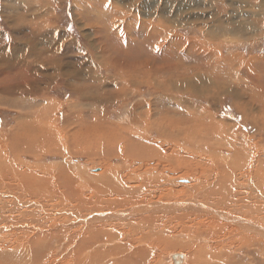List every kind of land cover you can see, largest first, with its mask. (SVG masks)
<instances>
[{
  "label": "rangeland",
  "instance_id": "1",
  "mask_svg": "<svg viewBox=\"0 0 264 264\" xmlns=\"http://www.w3.org/2000/svg\"><path fill=\"white\" fill-rule=\"evenodd\" d=\"M98 1L0 0L1 39L15 40L19 54H23L24 50L28 54L44 55L46 61L58 57L55 58L58 63L72 64L70 69L62 71L57 68V62L52 61L51 72L38 69L35 73H29L32 78L35 74L39 76L46 75L48 78L45 86L42 87L44 91H47L50 87V100L44 99L46 102L42 103L43 106L48 105L47 101L50 105L52 99L58 98L59 100H55L59 106L54 104V107L60 112H55L54 116H47V123L52 122L57 131L60 132V138L65 139L62 147L61 145L54 146L56 142L53 140H44L41 136L40 126L35 124L33 119L24 120L26 123L23 122L20 115L26 114L17 111L20 114L17 113L15 117V113L13 115L14 120H12L8 112H2L5 111L6 102H0V115H4L3 117L0 116V258L2 257L0 264H7L8 262L9 264H77L80 261H85L84 257L97 249H100V252L104 249L106 252L102 251L101 253L104 256L107 255V259L103 262L100 261V264H171L169 258L175 253L184 254L187 259L186 264H209L208 250H211L212 245L221 244L222 242L228 243L230 247L228 244V246H225L227 252L223 256L219 250H216L215 253H217L213 256H216V259L212 264H220V261L225 264H264V236L261 237L258 232L252 230H246L249 231L247 233L243 228L244 225H238V221H244L264 229V169H262V166L264 168V5L259 7V4L264 0H192L191 3L186 0H146L147 2L145 0H118L123 2L120 7L121 10L119 9L123 13L114 16L119 18L124 14L126 19L128 17L132 19L138 17L139 19L140 17L135 26L138 34H140L138 30L143 31L144 27L150 23L158 27V24L163 21L166 22L163 26H172L171 28L174 29L172 31L178 32L180 33L179 36L182 35L186 40L188 39L187 41L193 47L189 53L184 55L178 53L173 58L168 55L170 59H173V63L175 62L172 64L176 66L173 70L174 77L167 71H163L160 73L158 80L155 78L146 79L148 82L152 80L154 90L136 87L135 90L138 92L136 99L133 98L134 94L125 103L120 98L122 100H118L117 106H104L106 111L102 109L103 105L98 103L97 97L95 98L100 90L92 89L91 83L95 77L99 76L101 80L110 79V85L114 84L112 81L116 79L114 78L116 74L112 73L111 70L105 72L103 69V65H106L108 59H110L109 54L105 56L102 54V51L108 49L109 46L107 43L108 33L107 30L101 28H95L93 33L92 28L90 29L91 25L87 26L86 20L87 17L97 19L99 16L102 17V13L106 14L105 12H108L106 11L108 10L106 5L109 1ZM110 2H113V0H110ZM178 2L182 3L183 7L173 10ZM184 4L189 6L185 7ZM229 4H233L232 6L236 10L230 8ZM103 6V9L106 8L105 10L101 8ZM30 9L37 11L31 14ZM101 9L102 11L99 12ZM34 17L40 19L41 23L39 22L36 25H40L43 30H39V32L48 33L53 40L55 38L56 45H49L45 43L46 41L37 43L26 41L29 40L27 36L32 33L27 26L29 23L32 24ZM232 20L235 22L232 23ZM44 22H52V24L42 28ZM249 23L252 30L247 35L250 37L246 36L247 39L243 43L239 40H237L239 43L234 41L244 38L242 34L246 29L244 25H250ZM99 24L100 22L98 26ZM38 26L35 27V31L40 29ZM198 28H200V31ZM20 30L22 33L18 35L17 32L19 33ZM185 32L186 34H184ZM172 33L175 34L168 30L163 35H165L164 37L175 36ZM16 37L17 39H15ZM66 38L68 39L66 40ZM142 42L143 47L150 54H156L155 47L145 43L143 35ZM203 45H206V47ZM14 47H16L15 44ZM216 58L222 60L221 67L218 69L219 72L210 69L211 66H214L213 60ZM229 61H232L230 65ZM37 63V61L30 62V64ZM41 65H43V62H41ZM76 65L82 67L83 70H79ZM155 65L159 69H164L166 60L157 57ZM216 74L222 76L218 81L223 84L225 89L223 93L217 92L220 94L216 95L208 93L190 94V88L195 89L197 92L206 91L204 85L196 84L198 77L204 80H214ZM49 79H51V85L48 83ZM58 79L60 80L58 81ZM75 79L76 83H83L81 84L86 89L83 92L86 96L87 91L89 100L76 98L77 105L72 106L73 97L71 98L72 95L69 93L72 90L66 89V86L75 84L73 81ZM81 80H84V82ZM119 80L115 81L120 83L122 80ZM169 80L173 84L168 86L165 83ZM68 82L70 83L68 84ZM84 84H88V86ZM186 84H188V87ZM176 85H183V87L178 89ZM117 86L120 87L118 84ZM156 86H161L162 90H156L159 88ZM167 88H171V91L165 90ZM112 89V87H108L106 90L115 92ZM73 90H75V87ZM153 92L157 94H153ZM114 98H117V96H114ZM60 102L65 104L64 107L60 106ZM92 102H94V106L96 104L94 110L97 108V113L106 118L103 122L114 127V130L109 131V134L108 131L106 134L102 132L99 134L92 133L93 129L90 125L85 129L82 125H79L81 120L73 116L72 112L74 110L80 108L90 109L93 105ZM142 103L144 105L141 107ZM99 105L101 107L98 108ZM131 105H137L134 113L132 109L129 113L123 114L127 106ZM35 111L34 107L24 110L27 114H34ZM37 112L40 114L42 110ZM97 113H94V115ZM36 120L40 123L38 117H36ZM24 123L27 128L22 129ZM192 124H198L197 129H195L197 137L194 136V139L189 138V135L186 136L187 132H193ZM129 127L131 129H128ZM65 128L68 131L66 133ZM224 128L226 132L221 131L220 133V130ZM79 132H81V135ZM174 132L178 133V137L173 134ZM235 135L238 138L237 141ZM98 136H101V140L104 139L100 143L95 139ZM88 138L91 140L89 141ZM3 141L7 142H4V144ZM189 144L198 149L199 152L193 153V149L187 152L186 150L190 147ZM247 144L248 146L245 148ZM7 146L9 152L6 151ZM90 147L94 152L90 150ZM65 148L70 154L62 152ZM146 149L154 151V153H149ZM235 149L236 151L229 161L234 159V155L240 156L249 162V165L251 164L252 169H248V164L245 169L235 167V169H232L234 183L219 185V181L221 183L222 179L221 171L223 170L220 169L219 164L227 160L232 155V150ZM243 149H245V153L241 152ZM203 150H209V154H205ZM63 155L66 156L63 158ZM193 160L196 163L198 162L200 167L191 169L189 164ZM67 161L69 162L67 163ZM203 165L207 167L205 168ZM247 171L250 173L247 174ZM61 174L64 177L63 179ZM78 175L80 176L78 177ZM102 176L105 178L103 179ZM102 180H104V184H102ZM65 182L68 185L63 184ZM23 183H26L31 191H27ZM34 183L36 185H33ZM32 187H36L39 190L38 192L43 193L44 196L42 194L38 198L34 195L36 199L34 201ZM121 190L122 192H119ZM111 192L114 193L110 194ZM52 193L55 195L53 198L50 197ZM45 197H48L49 200ZM125 197H128V199ZM43 198L46 200V204ZM168 199L170 200L168 201ZM81 202H85L86 206L83 207ZM157 202L159 203L157 204ZM177 203H181L184 209H166L154 213L156 208L150 210L147 207L154 204L175 207ZM49 206L51 210H49ZM200 206L203 208L200 209ZM140 207L148 210H141ZM34 208L36 211H34ZM131 209L136 210L132 212ZM23 210H31L26 219L33 220L34 225H36V222H42L38 223L37 227L7 223L13 216L20 218L19 216H21ZM14 211L16 213H13ZM150 211L151 214H149ZM32 212L34 213L32 214ZM102 216L103 218H101ZM226 216L227 218H223ZM214 217L215 220L211 221L216 225L211 224L209 221ZM51 219H55V222ZM211 229H222L223 232L221 230L220 238L214 239L208 236V232L205 236L204 231ZM30 232L32 234H29ZM103 233H107V236ZM80 234L83 235L84 241H87L83 242L84 249L83 247L79 249V240H83ZM23 236L26 239L29 237L32 238L31 240L36 239L34 241L36 244H34L31 251H26L25 244H22ZM105 236L106 238H112L114 241L112 239L106 240ZM237 239L242 244L243 242L248 244L244 247H238ZM93 241L95 243L92 245ZM16 242L18 245H16ZM131 246L135 250L146 252L145 260L134 253H130L134 251L130 248ZM115 247H119L121 251L115 249ZM126 250L127 253H124ZM118 251L121 253H118ZM5 254L10 255L8 257ZM36 254H39L37 260H35ZM23 259H25L24 262Z\"/></svg>",
  "mask_w": 264,
  "mask_h": 264
},
{
  "label": "bare ground",
  "instance_id": "2",
  "mask_svg": "<svg viewBox=\"0 0 264 264\" xmlns=\"http://www.w3.org/2000/svg\"><path fill=\"white\" fill-rule=\"evenodd\" d=\"M87 1H89V0H87ZM91 1V0H90ZM94 2H95V0H93ZM98 1V0H97ZM109 2H107L108 4L106 5V7H107V9L108 10H106V11H108V12H105L106 14H104V13H102V14H100V15H102V17H98L97 19L95 18H89V17H87L86 18V20H87V26H90V29L92 28V30H93V33L95 32V28H101V29H105V30H107V33H108V35H107V43H108V49H104L103 51H102V54L105 56V55H110V59H108L109 61H108V63L104 66L103 65V69H104V71L105 72H109L110 70H111V72L112 73H114V74H116L115 75V77L114 78H116L115 80H122V81H120V83L119 82H117V81H112L114 84H111L110 85V83H111V81H109V80H107V79H104V80H101V79H99V77H95L94 78V81H92V83H91V87H92V89L93 88H96L97 90H100L99 91V93L95 96V98L97 97V101L99 100V102L98 103H100L101 105H103L102 107V109H104V106H108L109 105V107H111V106H113V107H115V106H117V104H118V100H122L123 101V103H125L126 101H127V99L129 98L130 99V96L132 97V94H134V97L133 98H137L136 97V94L138 93L136 90H135V88L136 87H144V88H149V89H153V84L151 83L152 82V80H151V82H148L146 79H151V78H155L156 80H158V78H159V76H160V73L161 72H163V71H167L169 74H172V77H174V74H173V70L176 68V66L174 65H172V64H174L173 63V59H170V56H171V58H173L174 56H177L178 55V53L179 54H181V55H184V54H186V53H189L190 51H191V49H192V47H193V45L191 44V43H189V41H187L182 35L181 36H179L178 34H180V33H178V32H175V31H172V30H174V29H172L171 27L172 26H169V25H166V26H163L165 23L162 21V22H160L159 23V21H158V23L160 24V26H159V24H158V27H156L157 25H153V24H149V25H147V26H145L144 27V30L143 31H141V30H138L139 31V33L140 34H138L137 32H136V30H135V26H136V22H137V20H139L140 19V17H139V19H138V17H136V18H127L126 19V17H125V15L124 14H122V17H119V18H116L114 15L115 14H119L120 15V13H123L122 11H119V9L121 10V6L123 5V2L122 1H118V0H113V2H110V0H108ZM117 1V2H116ZM133 1V0H132ZM141 1V0H140ZM146 1V0H145ZM85 2V1H84ZM99 2V1H98ZM126 2V1H125ZM124 2V3H125ZM144 2V1H143ZM147 2V1H146ZM78 3V2H77ZM76 3V4H77ZM85 3H89V2H85ZM105 3V2H104ZM130 3V2H129ZM140 3V2H139ZM82 4V3H81ZM92 4V3H91ZM101 4H102V2H101ZM151 4V3H150ZM149 4V5H150ZM83 5V4H82ZM81 5V6H82ZM103 5V4H102ZM138 5V4H137ZM154 5V4H153ZM152 5V6H153ZM74 6V5H73ZM86 6H88L87 4H86ZM85 6V7H86ZM134 6V5H133ZM145 6H148V5H145ZM84 7V8H85ZM141 7V6H140ZM142 7H143V5H142ZM141 7V8H142ZM149 7V6H148ZM248 7V6H247ZM246 7V8H247ZM257 7V6H256ZM79 8V7H78ZM89 8V7H88ZM102 9L104 8V6L103 7H101ZM133 8H135V7H133ZM140 8V9H141ZM153 8H155V7H153ZM248 8H250V7H248ZM247 8V9H248ZM80 9V8H79ZM82 9V8H81ZM98 9H100V8H98ZM102 9L101 10H99V12L100 11H102ZM106 9V8H105ZM105 9H103V10H105ZM256 9V8H255ZM60 10V9H59ZM131 10V9H130ZM36 11L37 10H35V9H30V13L31 14H34V13H36ZM76 11H78L77 9H76ZM81 11V10H80ZM87 11V10H86ZM88 11H90V10H88ZM92 11H93V9H92ZM63 12V11H62ZM83 12H85L84 10H83ZM131 12H132V10H131ZM130 12V13H131ZM143 12V11H142ZM145 12H146V10H145ZM79 13V12H78ZM82 13V12H81ZM254 13V12H253ZM252 13V14H253ZM257 13H258V11H257ZM30 14V15H31ZM52 14V13H51ZM89 14V13H88ZM140 15L142 14V13H139ZM138 14V15H139ZM97 15H98V13H97ZM137 15V14H136ZM143 15V14H142ZM109 16V17H108ZM129 16H131V15H129ZM170 16V15H169ZM23 19H24V16L22 17ZM50 18V17H49ZM142 18V17H141ZM169 18V17H168ZM167 18V19H168ZM193 18V17H192ZM105 19V20H104ZM147 19V18H146ZM8 20V19H7ZM40 19H38V17H34L33 19H32V24L31 23H29V25L27 26L31 31H32V33H30V36L28 35L27 36V38L29 39V40H26V41H31L32 43H37V42H40V41H43V42H45V43H48L49 45H56V42L54 41L55 40V38H54V40H53V38H52V36L51 35H49L48 33L46 34V33H43V32H39V30H43V29H41V27H40V25L38 26V25H36L37 23H39L40 21H39ZM170 20V19H169ZM176 20H178V19H176ZM175 20V21H176ZM11 21V20H10ZM38 21V22H37ZM165 21V20H164ZM190 21H191V17H190ZM257 21H258V19H257ZM100 22V24H99V26H98V23ZM170 22V21H169ZM41 23V22H40ZM174 23V22H173ZM182 23V22H181ZM48 24H52V22H44V27H42V28H46L47 26H48ZM175 24V23H174ZM178 24V23H177ZM191 24V23H190ZM195 24V23H194ZM248 24V23H247ZM247 24H245L244 26L246 27V29H245V31L244 32H242V30H241V32H242V34H243V39H236V40H234V41H236L237 42V40H239V41H242V43H243V41H245V39H247L246 38V36L249 38L250 36H248L247 34H248V32L249 31H251L252 30V26H251V24L250 25H247ZM36 26H38L40 29H37L38 31H35V27ZM50 26V25H49ZM72 26H73V24H72ZM180 26V25H179ZM188 26H189V24H188ZM196 26V25H195ZM255 26V25H254ZM74 27V26H73ZM93 27H94V29H93ZM199 27V26H198ZM170 28V29H169ZM192 28V27H191ZM194 28V27H193ZM196 28V27H195ZM61 29V28H60ZM59 29V30H60ZM199 29V31H200V28H198ZM13 30V29H12ZM168 30L169 31H171V32H174L175 34H173L172 33V35H175V36H167V37H164L165 35H163V33H167L168 32ZM176 30H178V29H176ZM188 30V29H187ZM51 31V30H50ZM56 31V30H55ZM61 31V30H60ZM65 31V30H64ZM163 31V32H162ZM193 31V30H192ZM198 31V32H199ZM204 31V30H203ZM16 32V31H15ZM182 32V31H181ZM188 32V31H187ZM194 32V31H193ZM20 33H22L21 32V30L19 31V33L17 32V34L18 35H20ZM66 33V32H65ZM183 33V32H182ZM200 33V32H199ZM203 33V32H202ZM256 33V32H255ZM184 34H186V32L184 33ZM68 35V34H67ZM142 35H143V39H144V41H145V43H147L149 46H154L155 47V49H156V54L155 55H152V54H150L144 47H143V42H142ZM12 37V36H11ZM66 37V36H65ZM1 38V37H0ZM13 38V37H12ZM76 38V37H75ZM7 39V38H6ZM15 39H17V37L15 38ZM68 38H66V40H67ZM65 40V41H66ZM99 40H100V38H99ZM190 40V39H189ZM69 41V40H68ZM11 42H13V40L11 41ZM19 42H21V41H19ZM24 42V41H23ZM71 42H73V41H71ZM100 42H101V40H100ZM192 42V41H191ZM246 42H251V41H246ZM193 43V42H192ZM229 43V42H228ZM237 43H239V42H237ZM252 43V42H251ZM67 44H69L68 42H67ZM200 44V43H199ZM12 45H14L13 43H12ZM62 45H64V44H62ZM200 45H202V44H200ZM4 46H6V45H4ZM204 47H206V45H203ZM65 47V46H64ZM103 48V47H102ZM200 48V47H199ZM1 49V48H0ZM78 50V49H77ZM76 50V51H77ZM81 50V49H80ZM200 50H201V48H200ZM203 50H204V48H203ZM79 51V50H78ZM65 52V51H64ZM86 52V51H85ZM87 52H89L88 50H87ZM78 53V52H77ZM1 54V53H0ZM87 54V53H86ZM75 55V54H74ZM85 55V54H84ZM168 55H170L169 57H168ZM78 56V55H77ZM264 56V55H263ZM79 57H80V55H79ZM161 58V59H165L166 60V66H165V68L164 69H159L156 65H155V62H156V58ZM1 58V57H0ZM78 58V57H77ZM264 58V57H263ZM66 59V58H65ZM65 59H63V60H65ZM94 59V58H93ZM67 60V59H66ZM92 60V59H91ZM68 61V60H67ZM106 62H107V60H105ZM105 61H103V62H105ZM175 61V60H174ZM60 62V61H59ZM70 62V61H69ZM74 62H76L75 60H74ZM74 62H72V63H74ZM81 62V61H80ZM96 62V61H95ZM213 65L214 66H211L210 67V69L211 70H215L216 72L218 71L219 72V68L221 67V63H222V60H221V58H216L215 60H213ZM230 63H229V65L231 64V62L232 61H229ZM49 63V62H48ZM78 63V62H77ZM61 64H62V71L63 70H68V69H70V67H71V65L69 66L67 63H65V62H61ZM83 64V63H82ZM91 64V63H90ZM96 64V63H95ZM99 64V63H98ZM248 64V63H247ZM74 65V64H73ZM80 65V64H79ZM79 65H76L77 66V68L79 69V70H81L82 69V67H80ZM178 65V64H177ZM39 66V65H38ZM51 66H52V63H51ZM59 66V65H58ZM75 66V67H76ZM84 67V66H83ZM41 68V67H40ZM40 68H37V67H34V69H32V71L31 72H33V73H35L38 69H40ZM77 68H75V69H77ZM86 69H89V68H86ZM102 69V68H101ZM101 69H99L100 71H101ZM105 69H107V70H105ZM41 70V69H40ZM83 70V69H82ZM73 71H74V69H73ZM78 71V70H77ZM238 71V70H237ZM51 72V71H50ZM83 72V71H82ZM85 72V71H84ZM87 72V71H86ZM95 72H97V71H95ZM239 72V71H238ZM237 72V73H238ZM65 73V72H64ZM68 73V72H67ZM81 73V72H80ZM88 73V72H87ZM205 73V72H204ZM50 74V73H49ZM72 74H73V72H72ZM79 74V73H78ZM203 74V73H202ZM0 75H2V74H0ZM76 75H77V73H76ZM75 75V76H76ZM85 75H86V73H85ZM102 75V74H101ZM168 75V74H167ZM65 76V75H64ZM83 76H84V73H83ZM89 76V75H88ZM97 76V75H96ZM113 76V75H112ZM164 76H165V74H164ZM66 77V76H65ZM68 77H71V76H68ZM85 77V76H84ZM92 77H94L93 75H92ZM195 77V76H194ZM25 78V77H24ZM34 78H35V80L38 82L39 81V84L40 85H45V81L48 79L47 78V76L45 75V76H39V75H34ZM73 78H75V77H73ZM91 78V77H90ZM90 78H89V80H90ZM106 78V77H105ZM163 78V77H162ZM167 78H168V76H167ZM222 78V76H220V75H217L216 74V78H214V80H204V79H202V78H200V77H198L197 78V80H196V84L197 85H204L205 87H206V91H201V92H197L195 89H193V88H190L189 90L191 91L190 92V94H192V95H194V93H208V94H211V95H216V94H220V93H223L224 91H225V89H224V87H223V84L221 83V82H219L218 81V79H221ZM91 79H93V78H91ZM113 79V78H112ZM60 79H58V81H59ZM72 80V79H71ZM85 80V79H84ZM84 80H81V81H83L84 82ZM87 80H88V78H87ZM74 81V83L75 84H70V85H68V86H66V89L67 88H69V89H71L72 91L70 92L69 91V93H70V95H72L71 96V98L73 97V101H72V106H75V105H77V99L76 98H84L85 100H89V97H88V94H87V91H86V96H85V93L83 92L84 90H86L85 89V87L84 86H82V84L81 83H79V82H77L76 83V79L75 80H73ZM66 82V81H65ZM71 82V81H70ZM70 82H68V84L70 83ZM85 82H88V81H85ZM160 83H162L161 81H159ZM199 84H198V83ZM66 84V83H65ZM117 84L118 85H120V87L119 86H117ZM164 84V83H163ZM166 85H172L173 84V82L171 81V80H169L168 82H166L165 83ZM85 85V84H84ZM85 86H88V84L87 85H85ZM186 86L188 87V84H186ZM19 87V86H18ZM71 87V88H70ZM74 87H75V90H73L74 89ZM108 87H112L113 89V91H115V92H112L111 90H106ZM156 87H159L158 89H156V90H162V87L161 86H156ZM176 87L179 89V88H182L183 87V85H176ZM73 88V89H72ZM163 88H165V87H163ZM13 89V88H12ZM91 89V88H90ZM154 90V89H153ZM155 90V91H156ZM165 90H167V91H171V88H167V89H165ZM15 91V90H14ZM21 91H22V89H21ZM59 91V90H58ZM142 91V90H141ZM213 91V92H212ZM228 91V90H227ZM157 92V91H156ZM156 92H153V94H155ZM217 92H220V93H217ZM5 93V92H4ZM42 93V92H41ZM46 94V93H45ZM48 94V93H47ZM130 94V95H129ZM157 94V93H156ZM1 95H2V93H1ZM98 95H99V97H98ZM34 96V95H33ZM41 96V95H40ZM39 96V97H40ZM114 96H117V98H114ZM153 96H155V95H153ZM127 97V98H126ZM156 97V96H155ZM154 97V98H155ZM3 98V97H2ZM18 98V97H17ZM120 98H122V99H120ZM66 99V98H65ZM56 99H52V101L50 102V105H48V109L47 110H44L45 108H43V110L44 111H42L37 117L39 118V120H40V131H41V136L44 138V140L45 139H49V140H53V141H55L56 142V144L54 145V146H59V145H61V147H62V144L64 143V140L65 139H63V138H60V132L59 131H57V128H56V126L52 123V122H48L47 123V116H50V115H52V116H54V114H55V112H57L58 111V109L56 108V107H54V104L55 103H57L56 101H55ZM71 100V99H70ZM69 100V102H71ZM21 101V100H20ZM33 101V100H32ZM36 101V100H35ZM79 101V100H78ZM92 101V100H91ZM11 102V101H10ZM43 102V101H42ZM68 102V103H69ZM132 102V101H131ZM131 102H130V104H131ZM21 103H22V101H21ZM31 103V102H30ZM33 103V102H32ZM80 103H82V102H80ZM79 103V104H80ZM87 103V102H86ZM93 103V105H92V107L90 108V109H84V108H80V109H77V110H74L72 113H73V116H75V118H77V119H79V120H81V122L79 123V125H82V127H84L85 129L87 128V126L88 125H90L91 126V128L93 129V132L92 133H95V134H99L100 132H102V133H104V134H106L107 133V131H108V134H109V131L111 132V131H113L114 130V127L113 126H108L106 123H104L103 121L104 120H106V118L103 116V115H100V114H98L97 113V108L94 110V107L96 106V104H95V106H94V102H92ZM9 104V103H8ZM35 104V103H34ZM33 104V105H34ZM37 104V103H36ZM42 104V103H41ZM78 104V105H79ZM88 104V103H87ZM47 105V104H46ZM64 105L65 104H63V103H61V107H64ZM129 105V104H128ZM144 105V103H142L141 104V107ZM23 106V105H22ZM137 106V105H136ZM136 106H133V105H131V106H127V108H126V110H125V112H123V114L124 113H126V112H130L132 109H133V113H134V111H135V109H136ZM61 107H59L60 109H61ZM81 107V106H80ZM99 107H101L100 105L98 106V108ZM9 108V107H8ZM12 108V107H11ZM11 108H9V109H11ZM22 108V107H21ZM72 108V107H71ZM79 108V107H78ZM7 109V108H6ZM5 109V111H2V112H8L10 115H11V117H12V113L13 112H11L10 110H6ZM14 109V108H13ZM22 109H24V108H22ZM81 109H83V110H81ZM106 109V108H105ZM104 109V110H105ZM162 109V108H161ZM72 110V109H71ZM106 111V110H105ZM58 112H60V111H58ZM65 112V111H64ZM102 112H103V110H102ZM102 112H101V114H102ZM18 113V112H17ZM77 113H78V116H77ZM94 113H97L96 115H94ZM29 114L30 113H28V114H26V115H20L22 118H28L29 119ZM69 114V113H68ZM67 115V114H66ZM1 116V115H0ZM4 116V115H3ZM3 116H1V117H3ZM19 116V117H20ZM60 118H61V116H59ZM6 118V117H5ZM63 118V117H62ZM68 118V117H67ZM109 118V117H108ZM4 119V118H3ZM32 119V118H31ZM71 119V118H70ZM13 120V119H12ZM25 120V119H24ZM24 120H22L23 122H25ZM49 120H50V118H49ZM18 122V121H17ZM67 122V121H66ZM1 123V122H0ZM12 123V122H11ZM26 123V122H25ZM24 123V124H25ZM28 123H30V122H28ZM3 124V123H2ZM69 125V124H68ZM67 125V126H68ZM178 125V124H177ZM190 125V124H189ZM193 125V132H187L186 133V136H188L189 135V138H192V139H194L193 137L194 136H196L197 134H195V129H197L196 127H198L197 125H194V124H192ZM8 126V125H7ZM3 127V126H2ZM29 127H31V126H29ZM65 127V126H64ZM81 127V128H82ZM7 128V127H6ZM14 128V127H13ZM22 129H25V128H27V126H22L21 127ZM50 130H49V129ZM67 128V127H66ZM65 128V133L66 132H68L67 131V129ZM80 128V127H79ZM4 129V128H3ZM17 129H19L18 127H17ZM128 129H131V127H129ZM220 130V129H219ZM16 131V130H15ZM221 131H224V132H226V129L224 128L223 130L221 129L220 130V133H221ZM1 132H2V130H1ZM11 132V131H10ZM13 132V131H12ZM9 133V132H8ZM64 133V134H65ZM86 133V132H85ZM7 134V133H6ZM79 134L81 135V132H79ZM94 134V135H95ZM175 136H177L178 137V133H176V132H174L173 133ZM5 135V134H4ZM225 135V134H224ZM229 135V134H228ZM11 136V135H10ZM17 136V135H16ZM65 136V135H64ZM88 136H89V134H88ZM230 136H231V134H230ZM234 136V135H233ZM19 137V136H18ZM18 137H17V139H18ZM25 137V136H24ZM28 137V139H29V137H30V134L27 136ZM101 136H98V138H95V139H97V141L100 143L101 141H103V140H101V138H100ZM110 137V136H109ZM197 137V136H196ZM229 137V136H228ZM86 138V137H85ZM91 138V137H90ZM232 138V137H231ZM230 138V139H231ZM235 138H236V135H235ZM237 139L238 138H236V141H237ZM242 139V138H241ZM20 140V139H19ZM27 140V139H26ZM25 140V141H26ZM85 140V139H84ZM87 140V139H86ZM88 140H89V138H88ZM91 140V139H90ZM89 140V141H90ZM92 140H93V138H92ZM10 141V140H9ZM16 141V140H15ZM14 141V142H15ZM178 141V140H177ZM235 141V140H234ZM6 143L7 141H3V143ZM92 142V141H91ZM4 143V144H5ZM86 143V142H85ZM89 143V142H88ZM105 143V142H104ZM2 144V143H1ZM18 144V143H17ZM83 144V143H82ZM196 144V143H195ZM21 145V144H20ZM50 145V144H49ZM189 146H190V144H189ZM246 146H248V144L247 145H245V148H246ZM1 147V146H0ZM9 147H10V150L12 151V148H11V146L9 145ZM102 147V146H101ZM15 148V147H14ZM193 149V150H192ZM248 149V148H247ZM55 150V149H54ZM56 150H57V148H56ZM90 150L91 151H93L92 150V147H90ZM188 150L190 151V150H192L193 151V153H196V152H199L198 151V149H195L194 147H192V146H190L186 151L188 152ZM251 150V149H250ZM253 150V149H252ZM6 151H8L9 152V149H8V146L6 147ZM10 151V152H11ZM60 151V150H59ZM59 151H57V152H59ZM115 151V150H114ZM113 151V152H114ZM146 151H148L149 153H154V151H149L148 149H146ZM204 151V153L205 154H209V150H203ZM236 151V149L235 150H232V155H230L228 158H227V160H224L222 163H220L219 164V167H220V169H223L222 171H221V183H220V181H219V185H224L225 183H227V184H233L234 183V181H233V172H232V169H235V167L237 168V169H245V167H246V165H247V167H248V169L249 168H251V164L249 165V162H247L244 158H242V157H240V156H236V155H234L235 157H233L234 159L233 160H230L229 161V159H231L232 158V156H233V153ZM19 152V151H18ZM17 152V153H18ZM63 153H65V154H70V152H68L67 151V149L65 148L63 151H62ZM94 152V151H93ZM241 152H243V153H245V149H243ZM4 153V152H3ZM14 153V152H13ZM238 153V152H237ZM254 153V152H253ZM30 154V153H29ZM51 154H52V152H51ZM113 154V153H112ZM204 154V155H205ZM2 155V154H1ZM15 155V154H14ZM58 155V154H57ZM72 155V154H71ZM148 155V154H147ZM150 155V154H149ZM4 156H5V154H4ZM7 156H8V154H7ZM66 156V155H65ZM64 155H63V158L65 157ZM6 157V156H5ZM19 157V156H18ZM60 157V156H59ZM12 158V157H11ZM67 158V157H66ZM70 158V157H69ZM202 158V157H201ZM60 160H61V158H59ZM164 159H165V157H164ZM13 160H14V158H13ZM16 160V159H15ZM58 160V159H57ZM59 160V161H60ZM67 160V159H66ZM69 160V159H68ZM186 160H187V158H186ZM191 160V159H190ZM190 160H189V162H190ZM201 160V159H200ZM70 161V160H69ZM69 161H67V163L69 162ZM182 161V160H181ZM204 161V160H203ZM206 161V160H205ZM33 162V161H32ZM63 162V161H62ZM72 162V161H71ZM79 162H81V161H79ZM180 162V161H179ZM200 162V161H199ZM6 163V162H5ZM13 163V162H12ZM16 163V162H15ZM19 163V162H18ZM30 163V162H29ZM60 163V162H59ZM205 163V162H204ZM62 164V163H61ZM186 164H189V163H186ZM12 165V164H11ZM67 165V164H66ZM8 166V165H7ZM13 166V165H12ZM28 166V165H27ZM30 166V165H29ZM198 166H199V163L197 162H195V160H193L192 161V163H190L189 164V167H191V169H197L198 168ZM253 166V165H252ZM255 166H257V165H255ZM8 167H10V166H8ZM50 167H52V166H50ZM176 167H178L177 165H176ZM181 167H183V166H181ZM180 167V168H181ZM200 167V166H199ZM201 167H202V165H201ZM203 167H205L204 165H203ZM207 167V166H206ZM205 167V168H206ZM258 167V166H257ZM256 167V168H257ZM32 168V167H31ZM47 168V167H46ZM86 168V167H85ZM179 168V167H178ZM16 169V168H15ZM18 169V168H17ZM41 169V168H40ZM43 169V168H42ZM98 169V168H97ZM99 169H101V168H99ZM199 169H201V168H199ZM252 169V168H251ZM259 169V168H258ZM262 169H264L263 168V166H262ZM49 170V169H48ZM28 171V170H27ZM46 171V170H45ZM85 171V170H84ZM238 171V170H237ZM251 171V170H250ZM54 172V171H53ZM109 172V171H108ZM214 172H216V171H214ZM218 172V171H217ZM232 173V174H231ZM240 173V172H239ZM248 173H250V172H248L247 171V174ZM255 174L257 173V172H254ZM37 174V173H36ZM39 174V173H38ZM47 174V173H46ZM54 174H56V173H54ZM217 174V173H216ZM30 175V174H29ZM234 175H235V172H234ZM240 175V174H239ZM238 175V176H239ZM80 175H78V177H79ZM50 177V176H49ZM48 177V178H49ZM56 177H59V176H56ZM61 177H62V179L64 178L63 176H62V174H61ZM103 177V176H102ZM107 177V176H106ZM108 177H109V175H108ZM235 177H236V175H235ZM243 177V176H242ZM258 177V176H257ZM38 178V177H37ZM36 178V179H37ZM42 178H44V177H42ZM105 177H103V179H104ZM215 178V177H214ZM239 178V177H238ZM253 178V177H252ZM255 178V177H254ZM55 179V178H54ZM59 179V178H58ZM62 179H60V180H62ZM66 179V178H65ZM102 179V178H101ZM247 179H249V178H247ZM14 180V179H13ZM46 180V179H45ZM67 180V179H66ZM96 180V179H95ZM216 180V179H215ZM243 180V179H242ZM3 181H5V180H3ZM2 181V182H3ZM43 181V180H42ZM102 181H103V183H102ZM101 181V183L102 184H104V180H102ZM107 181V180H106ZM180 181V180H179ZM30 182H32V181H30ZM217 182V181H216ZM249 182V181H248ZM40 183V182H39ZM109 183V182H108ZM188 183V182H187ZM224 183V184H223ZM247 183V182H246ZM259 183H260V181H259ZM262 183V182H261ZM7 184V183H6ZM23 184H25V186H26V183H23ZM41 184H42V182H41ZM40 184V185H41ZM63 184H66V185H68V183L67 182H65V183H63ZM98 184V183H97ZM106 184V183H105ZM241 184V183H240ZM244 184V183H243ZM33 185H36V183H34ZM43 185H44V182H43ZM53 185V184H52ZM196 185V184H195ZM239 185V184H238ZM242 185V184H241ZM246 185V184H245ZM253 185V184H252ZM256 185V184H255ZM254 185V186H255ZM24 186V185H23ZM70 186V185H69ZM99 186V185H98ZM106 186V185H105ZM104 186V187H105ZM117 186V185H116ZM178 186V185H177ZM214 186V185H213ZM243 186V185H242ZM249 186V185H248ZM38 187V186H37ZM108 187V186H107ZM174 187V186H173ZM207 187H209V186H207ZM232 187V186H231ZM246 187V186H245ZM259 187V186H258ZM26 188H27V191H31L30 190V188L28 187V186H26ZM25 188V189H26ZM102 188V187H101ZM111 188V187H110ZM213 188H216V187H213ZM239 188V187H238ZM256 188V187H255ZM32 193H33V196L35 195L36 197H38L39 198V195H42L43 193H39L38 191L39 190H37L36 189V187H32ZM107 189H109V188H107ZM112 189H114V188H112ZM111 189V190H112ZM225 189H227V188H225ZM224 189V190H225ZM106 190V189H105ZM229 190V189H228ZM230 190H231V188H230ZM236 190V189H235ZM25 191V190H24ZM115 192H116V190H114ZM151 191V190H150ZM173 191V190H172ZM218 191H220L219 189H218ZM13 192V191H12ZM118 192V191H117ZM119 192H122V190L121 191H119ZM226 192V191H225ZM235 192V191H234ZM246 192V191H245ZM112 193H114V192H111L110 194H112ZM126 193V192H125ZM127 193H129V192H127ZM192 193V192H191ZM247 193H248V191H247ZM256 193V192H255ZM167 194V193H166ZM224 194H226V193H224ZM235 194V193H234ZM103 195H104V193H103ZM165 195V194H164ZM205 195V194H204ZM35 196L33 197V200L35 201L36 199H35ZM43 196H44V194H43ZM61 196V195H60ZM112 196V195H111ZM10 197V196H9ZM12 197V196H11ZM50 197H55V195L52 193L51 195H50ZM103 197V196H102ZM115 197V196H114ZM121 197V196H120ZM129 197V196H128ZM128 197H125V198H127L128 199ZM186 197V196H185ZM22 198V197H21ZM30 198V197H29ZM45 198H48V197H45ZM82 198H83V196H82ZM100 198H101V196H100ZM123 198V197H122ZM125 198H124V200H125ZM176 198H177V196H176ZM250 198V197H249ZM20 199V198H19ZM18 199V200H19ZM44 199V198H43ZM42 199V200H43ZM64 199V198H63ZM67 199V198H66ZM65 199V200H66ZM111 199V198H110ZM126 199V200H127ZM130 199V198H129ZM172 199V198H171ZM204 199H205V197H204ZM238 199V198H237ZM252 199V198H251ZM24 200V199H23ZM39 200H41V199H39ZM45 200V199H44ZM47 200H49V198L47 199ZM52 200V199H51ZM53 200H56V199H53ZM85 200V199H84ZM113 200H115V199H113ZM132 200V199H131ZM170 199H168V201H169ZM177 200V199H176ZM255 200V199H254ZM3 201V200H2ZM58 201V200H57ZM82 201H83V199H82ZM128 201H130V200H128ZM167 201V202H168ZM243 201V200H242ZM250 201V200H249ZM9 202H11V201H9ZM13 202V201H12ZM44 202V201H43ZM48 202V201H47ZM56 202V201H55ZM54 202V203H55ZM70 202V201H69ZM120 202V201H119ZM160 202H162V201H160ZM172 202V201H171ZM251 202V201H250ZM257 203H258V201H256ZM16 203H18V202H16ZM28 203V202H27ZM30 203H31V201H30ZM57 203V202H56ZM82 203V206L83 207H85L86 205L84 204L85 202H81ZM128 203V202H127ZM159 202H157V204H158ZM164 203H165V201H164ZM254 203V202H253ZM252 203V204H253ZM9 204V203H8ZM45 204H46V200H45ZM47 204H49V203H47ZM68 204V203H67ZM115 204V203H114ZM117 204V203H116ZM120 204V203H119ZM189 204V203H188ZM214 204V203H213ZM216 204V203H215ZM238 204V203H237ZM256 204V203H255ZM27 205V204H26ZM29 205H31V204H29ZM42 205H44V204H42ZM56 205V204H55ZM59 205V204H58ZM66 205V204H65ZM80 205V204H79ZM93 205V204H92ZM166 205H168V204H166ZM210 205V204H209ZM212 205V204H211ZM119 206V205H118ZM136 206V205H135ZM174 206V205H173ZM261 206V205H260ZM34 207V206H33ZM59 207V206H58ZM58 207H56V208H58ZM79 207H81V206H79ZM90 207H91V205H90ZM146 207V206H145ZM148 207V209H150V210H154L155 208V210H154V213H155V211H157V213H159V211L160 210H166V209H182L183 208V206H182V204L181 203H177V205L175 206V207H172V205H170V206H168V207H166V206H164L163 204H159V205H153V206H150V205H148L147 206ZM37 208V207H36ZM42 208H43V206H42ZM51 208H52V206H51ZM62 208V207H61ZM141 208V207H140ZM201 208H203L202 206H200V209ZM58 209H60V208H58ZM77 209H78V207H77ZM80 209V208H79ZM120 209V208H119ZM148 209H146V208H141V210H144V211H146V210H148ZM184 209V208H183ZM10 210V209H9ZM43 210V209H42ZM44 210H47V209H44ZM49 210H51L50 209V206H49ZM54 210V209H53ZM82 210V209H81ZM136 209H131V211L132 212H134ZM206 210V209H205ZM29 211H31V210H23V211H21V216H19L20 218H16V217H14L13 215V218L12 219H9V221H7V223H16V224H20V225H22V226H25V225H27V226H34V227H37L38 225V223H41V222H36V225H34L33 224V220L31 221L30 219H26L27 217H28V215L31 213H29ZM34 211H36L35 210V208H34ZM55 211V210H54ZM84 211V210H83ZM120 211V210H119ZM199 211V210H198ZM202 211V210H201ZM214 211V210H213ZM91 212V211H90ZM118 212V211H117ZM13 213H16V211H14ZM34 212H32V214H33ZM99 213V212H98ZM35 214H36V212H35ZM55 214V213H54ZM91 214V213H90ZM100 214V213H99ZM149 214H151V211L149 212ZM148 214V215H149ZM153 214V213H152ZM53 215V214H52ZM52 215H51V217H52ZM57 215V214H56ZM55 215V216H56ZM85 215V214H84ZM199 215V214H198ZM221 215V214H220ZM55 216H53V217H55ZM63 216V215H62ZM87 216V215H86ZM89 216V215H88ZM101 216V215H100ZM128 216V215H127ZM194 216V215H193ZM201 216V215H200ZM203 216V215H202ZM6 217V216H5ZM31 217H32V215H31ZM33 217H34V215H33ZM57 217V216H56ZM94 217H96V216H94ZM35 218V217H34ZM65 218V217H64ZM79 218V217H78ZM101 218H103V216L101 217ZM105 218V217H104ZM115 218V217H114ZM189 218H190V216H189ZM223 218H227V216L226 217H223ZM33 219V218H32ZM100 219V218H99ZM106 219V218H105ZM104 219V220H105ZM108 219V218H107ZM237 219V218H236ZM5 220H7V219H5ZM52 220V219H51ZM50 220V221H51ZM54 220V222H55V219H53ZM52 220V221H53ZM58 220V219H57ZM121 220V219H120ZM150 220V219H149ZM151 220H152V218H151ZM197 220V219H196ZM202 220V219H201ZM211 220H215V217H214V219H209V221H210V223L211 224H213V225H216L215 223H213ZM238 220V219H237ZM35 221V220H34ZM51 221V222H52ZM77 221V220H76ZM142 221V220H141ZM147 221H148V219H147ZM153 221V220H152ZM191 221V220H190ZM150 222V221H149ZM197 222V221H196ZM220 222V221H219ZM222 222V221H221ZM239 222V224L238 225H244L243 226V228L245 229V232H247L246 230H252V231H256V232H258V234H260L259 236H261V237H263L264 236V229H260L258 226H256V225H254L253 223L251 224V223H248V222H244V221H238ZM35 223V222H34ZM49 223V222H48ZM144 223V222H143ZM203 223V222H202ZM223 223H224V221H223ZM227 223V222H226ZM52 224H53V222H52ZM148 224V223H147ZM194 224V223H193ZM197 224V223H196ZM221 224V223H220ZM234 224V223H233ZM13 225V224H12ZM54 225H56V224H54ZM58 225V224H57ZM88 225V224H87ZM221 225H223V224H221ZM259 225V224H258ZM262 225V224H261ZM62 226V225H61ZM60 226V227H61ZM218 226H220V225H218ZM41 227V226H40ZM45 227V226H44ZM4 228V227H3ZM6 228H8V227H6ZM43 228V227H42ZM220 228V227H219ZM223 228V227H222ZM242 228V227H241ZM8 229H10V228H8ZM15 229V228H14ZM62 229H64V228H62ZM103 229V228H102ZM114 229V228H113ZM195 229V228H194ZM17 231H18V229H16ZM21 230V229H20ZM104 230V229H103ZM111 230H112V228H111ZM219 230V229H218ZM218 230H215V229H211V230H206V231H204V233L206 234L205 236H207V232L209 233V235L208 236H210V237H212V238H214V239H218V238H220L219 236L222 234V232H223V230L222 229H220L219 231ZM221 230H222V232H221ZM107 231V230H106ZM105 231V232H106ZM233 231V230H232ZM244 231V230H243ZM16 232V231H15ZM19 232V231H18ZM27 233H28V231H26ZM33 232H34V230H33ZM89 232V231H88ZM239 232V231H238ZM249 232V231H248ZM247 232V233H248ZM12 233H13V231H12ZM23 233V232H22ZM21 233V234H22ZM81 233V232H80ZM237 233V232H236ZM17 234V233H16ZM19 234V233H18ZM29 234H32L31 232L29 233ZM28 234V235H29ZM106 235L107 236V233H103V235ZM240 234V233H239ZM251 234V233H250ZM255 235H256V233H254ZM52 235V234H51ZM60 235V234H59ZM79 235V234H78ZM82 234H80V236H81ZM249 235V234H248ZM253 235V234H252ZM26 236V235H25ZM30 236V235H29ZM28 236V237H29ZM106 236H105V238H106ZM113 236H115V235H113ZM11 237V236H10ZM16 237H17V235H16ZM34 237H35V235H34ZM33 237V238H34ZM82 237H83V235H82ZM111 237V236H110ZM251 237V236H250ZM258 237V236H257ZM23 238V242H22V244L24 243L25 244V248H26V251H31V249L33 248V246H34V244H36V243H34V241L36 240V239H33V240H31L32 238H27L26 239V237H22ZM52 238H53V236H52ZM81 238V237H80ZM247 238V237H246ZM15 239V238H14ZM13 239V240H14ZM19 239V238H18ZM45 239V238H44ZM108 239H112V238H106V240H108ZM148 239V238H147ZM245 239V238H244ZM243 239V240H244ZM248 239V238H247ZM11 240V239H10ZM43 240V239H42ZM49 240V239H48ZM113 240V239H112ZM250 240V239H249ZM15 241V240H14ZM114 241V240H113ZM177 241V240H176ZM205 241V240H204ZM255 241V240H254ZM17 242H18V240H17ZM17 242H16V245H18L17 244ZM21 242V241H20ZM79 242L80 243H78L79 244V249L81 248V247H83L82 245H83V242H87V241H84V237H83V240L81 239V240H79ZM88 242H90V241H88ZM233 242V241H232ZM237 245H238V247H244V245H247L248 243H244L243 242V244L242 243H240L239 241H238V239H237ZM251 242H253V241H251ZM15 243V242H14ZM48 243V242H47ZM95 243V241H93L92 242V245ZM136 243V242H135ZM205 243V242H204ZM7 244V243H6ZM11 244V243H10ZM20 244V243H19ZM109 244H110V242H109ZM228 244V243H227ZM225 242H222L221 244H215V245H212L211 246V250H208L209 251V256H210V261H208V262H210L209 264H212L213 263V261H215V259H216V256L215 257H213L214 255H216V253H215V251L216 250H219L220 252H221V254H222V256L225 254V252H227L226 250V245H227ZM259 244V243H258ZM21 245V244H20ZM113 245V244H112ZM142 245V244H141ZM229 245V244H228ZM227 245V246H228ZM232 245V244H231ZM11 246V245H10ZM9 246V247H10ZM234 246V245H233ZM232 246V247H233ZM23 247V246H22ZM60 247V246H59ZM229 247H230V245H229ZM231 247V248H232ZM248 247H250V246H248ZM88 248V247H87ZM87 248H86V250H87ZM119 249L120 251H121V249L119 248V247H115V249ZM130 248H132V250H134L133 252H130V253H134L135 255H138L140 258H144V260H145V258H146V256H147V253L146 252H143V251H141V250H135V248H133L132 246L130 247ZM23 249V248H22ZM83 249H84V247H83ZM91 249V248H90ZM95 249V248H94ZM93 249V250H94ZM128 249V248H127ZM59 250H61V249H59ZM100 249H97V250H95V251H91L89 254H88V256L87 257H84L86 260L85 261H83V262H81L80 261V263L81 264H100L101 262H103V260H106L107 258V255L106 256H104V255H102V251L103 252H106V251H104V249L100 252L99 251ZM201 250V249H200ZM77 251V250H76ZM83 251V250H82ZM4 252V251H3ZM21 252H22V250H21ZM84 252V251H83ZM112 252H114V251H112ZM128 252H129V250H128ZM194 252V251H193ZM17 253V252H16ZM66 253V252H65ZM80 253V252H79ZM118 253H121V252H119L118 251ZM124 253H127V250L126 251H124ZM219 253V252H218ZM1 254V253H0ZM19 254V253H18ZM22 254V253H21ZM80 254H83V253H80ZM79 254V255H80ZM104 254V253H103ZM228 254V253H227ZM2 255H3V253H2ZM6 256H8L9 257V255H7V254H5ZM11 255H12V253H11ZM39 255V254H38ZM38 255L36 254V256H35V260H37L38 259ZM173 255V258H174V256L175 255H180V256H183V259L181 260L182 262L181 263H179V264H186V262H187V259H186V257L184 256V254H180V253H175V254H172ZM172 255L170 256V258H169V261H170V263L171 264H174L173 262V258H172ZM12 257V256H11ZM10 257V258H11ZM23 257V256H22ZM79 257V256H78ZM82 257H83V255H82ZM207 257V256H206ZM2 258V257H1ZM1 258H0V260H1ZM6 258V257H5ZM4 258V259H5ZM81 258V257H80ZM149 258V257H148ZM244 258V257H243ZM12 259H15V260H18V259H16V258H12ZM11 259V260H12ZM131 259V258H130ZM227 259V258H226ZM10 260V261H11ZM20 260V259H19ZM24 260L25 259H23V262H24ZM84 260V259H83ZM225 260V259H224ZM2 261H4V260H2ZM13 261V260H12ZM101 261V262H100ZM220 261V260H219ZM6 262V261H5ZM15 262V261H14ZM13 262V263H14ZM22 262V263H23ZM28 262V261H27ZM79 262V261H78ZM104 262H106V261H104ZM192 262V261H191ZM196 262H198V261H196ZM206 262H207V260H206ZM226 262H228V261H226ZM7 263V262H6ZM19 263V262H18ZM63 263V262H62ZM66 263V262H65ZM80 263H77V264H80ZM107 263V262H106ZM132 263V262H131ZM7 264H9V262L7 263ZM24 264H27V263H24ZM142 264V263H141ZM208 264V263H207ZM220 264H225L224 262H222V261H220Z\"/></svg>",
  "mask_w": 264,
  "mask_h": 264
},
{
  "label": "crops",
  "instance_id": "3",
  "mask_svg": "<svg viewBox=\"0 0 264 264\" xmlns=\"http://www.w3.org/2000/svg\"><path fill=\"white\" fill-rule=\"evenodd\" d=\"M186 1H189L190 3L192 2V0H186ZM232 3H234V2H232ZM184 5H185V7L189 6L187 4H184ZM232 5L229 4V7L232 8L233 10H236ZM260 5L261 6L264 5V1L259 4V7H260ZM182 7H183V4L178 2L173 7V10L174 9L177 10V9L182 8ZM234 22L235 21L232 20V23H234ZM11 41H12V39L11 40H7V39L3 40L0 38V48H1L0 49V53H1L0 54V57H1L0 58V74H2V75H0V102H2V101L6 102V105L4 107H5V109L7 108V110L12 107L9 110L11 112H13L12 113V119L13 120H14L13 115L16 113V115H15V117H16L17 111L21 112V114H27L24 112V110L26 108L34 107L36 109V111L34 112V114H29V119L32 118L34 120V123L39 126L40 124L38 123V120H36V117L39 115L37 111H40V110L44 111L43 108L48 107L49 101H47L48 105H45V106H43L41 103L46 102V101H44V99L50 100L49 99L50 87L47 91H44L42 86H45V85L44 84L40 85L39 81L37 82L34 78H32L29 75V73L32 71L33 67H37V68L41 67L40 68L41 70H43V71L47 70L48 72H50L51 67H52L51 66L52 61H56L55 58H58V57H54V59L46 61L47 59H44V57H45L44 55L28 54V53H25L24 50H23V54H19L17 42L15 40H13V42H11ZM12 43L15 44L16 47H14V45H12ZM4 45H6V46H4ZM32 61H37L38 63L37 64H30V62H32ZM41 62H43V65H41ZM57 68L62 70L63 69L62 64L57 62ZM21 78H24V79H21ZM56 82H57V80H56ZM44 83H46V81ZM48 83H49V85H51V79H49ZM21 89H22V91H21ZM1 93H2V95H1ZM56 99L58 100V98H56ZM20 100L22 101V103ZM55 105L59 106L58 103H55ZM21 107L24 109H22ZM27 110H29V109H27ZM22 119L28 120V118H22ZM24 126H26V124Z\"/></svg>",
  "mask_w": 264,
  "mask_h": 264
},
{
  "label": "water",
  "instance_id": "4",
  "mask_svg": "<svg viewBox=\"0 0 264 264\" xmlns=\"http://www.w3.org/2000/svg\"><path fill=\"white\" fill-rule=\"evenodd\" d=\"M183 182H185V181H183ZM182 259H183V256H180V255L177 256V255H175L174 258H173V261H174L173 263L174 264H179V263L182 262L181 261Z\"/></svg>",
  "mask_w": 264,
  "mask_h": 264
}]
</instances>
